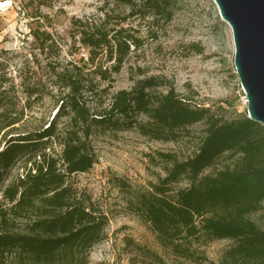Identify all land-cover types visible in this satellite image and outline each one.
Here are the masks:
<instances>
[{"label":"trees","instance_id":"1","mask_svg":"<svg viewBox=\"0 0 264 264\" xmlns=\"http://www.w3.org/2000/svg\"><path fill=\"white\" fill-rule=\"evenodd\" d=\"M51 1L19 0L18 6V12L36 22L29 34L46 58L42 65L34 54L31 62L49 70L58 91L49 121L23 128L31 101L42 98L40 85L26 83L19 75L25 98L21 104L0 63V264H88L89 251L105 236L108 217L73 177L96 161L94 132L134 128L144 137L168 142L187 135L197 123L204 129L195 151L184 159L162 151L151 156L155 165L161 164L162 174L133 194L128 209L148 224L160 247L176 257L204 261L200 245L230 239L219 264H264V229L251 217L264 201L261 123L246 114L224 118L222 107L196 104L158 75L139 77L128 89L116 90L106 107L92 109L86 103L84 94L110 81L129 54L142 46L143 37L128 21L150 17L152 24L166 23L173 0H113L114 5L103 0L96 13L71 16L70 55H79L81 48L86 53L85 59L80 55L66 63L58 60L62 43L47 30L50 18L40 10ZM106 62L111 63L104 66ZM61 118L67 120L59 126ZM54 144L59 152H54ZM224 154L227 161L218 167ZM19 162L21 173L8 181ZM182 181L186 185L177 186Z\"/></svg>","mask_w":264,"mask_h":264},{"label":"rangeland","instance_id":"2","mask_svg":"<svg viewBox=\"0 0 264 264\" xmlns=\"http://www.w3.org/2000/svg\"><path fill=\"white\" fill-rule=\"evenodd\" d=\"M103 0H52L48 6H41L43 14L50 18L47 30L54 33L62 43L58 57L61 63L82 55H70L71 38L68 35L71 16H88L97 12ZM114 5L113 0H109ZM7 10H0V63L2 71L12 79L20 96L19 75L24 81L38 82L42 98L31 101L25 111L24 129L37 128L49 121L55 112L57 89L50 81L47 68L37 67L31 62L36 54L40 64L46 60L34 47L29 28L35 21L18 12L19 0H11ZM31 10V9H29ZM173 14L166 23L152 24L150 17H135L128 21L138 29L143 44L134 49L118 73H112L110 81L98 83L94 93H86V103L92 109L106 107L110 96L116 90L128 89L139 77L158 75L173 84L180 96L190 98L196 104L222 107L224 118L230 119L246 114L244 91L239 84L233 66L234 46L229 26L220 19L212 0H173ZM15 11V12H14ZM43 19L41 18L40 21ZM151 32L155 37H151ZM201 48L197 53L194 45ZM111 62L104 63L108 66ZM110 86V87H109ZM104 87L108 91L100 92ZM142 116H138L140 118ZM59 120V126L66 122ZM204 124L197 123L189 133L177 141H157L140 135L136 129L97 130L91 136V145L96 157L92 167L85 173L74 175L73 182L90 194L95 203L106 213L108 224L104 238L89 251L88 264H219L221 256L232 241L214 240L200 245L199 252L204 261L192 262L174 256L160 247L148 224L128 209V201L137 191L148 187L162 174L161 164L155 165L150 157L156 152H172L179 159L191 155L203 134ZM59 152V145H53ZM224 154L218 167L227 161ZM22 162L12 169L8 181L21 173ZM206 170L205 172H209ZM120 180V181H118ZM119 182L127 184L122 187ZM186 185L185 181L177 186ZM264 229V201L262 208L251 215ZM140 246L141 249L137 247ZM149 252V253H148ZM161 258L158 261L157 258Z\"/></svg>","mask_w":264,"mask_h":264},{"label":"water","instance_id":"3","mask_svg":"<svg viewBox=\"0 0 264 264\" xmlns=\"http://www.w3.org/2000/svg\"><path fill=\"white\" fill-rule=\"evenodd\" d=\"M230 28L248 118L264 126V0H212Z\"/></svg>","mask_w":264,"mask_h":264},{"label":"bare ground","instance_id":"4","mask_svg":"<svg viewBox=\"0 0 264 264\" xmlns=\"http://www.w3.org/2000/svg\"><path fill=\"white\" fill-rule=\"evenodd\" d=\"M11 0H0V10L5 11L11 6ZM15 12V11H14Z\"/></svg>","mask_w":264,"mask_h":264},{"label":"built area","instance_id":"5","mask_svg":"<svg viewBox=\"0 0 264 264\" xmlns=\"http://www.w3.org/2000/svg\"><path fill=\"white\" fill-rule=\"evenodd\" d=\"M244 98H245V96H244ZM244 101L246 102V99H244Z\"/></svg>","mask_w":264,"mask_h":264}]
</instances>
